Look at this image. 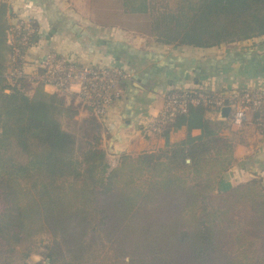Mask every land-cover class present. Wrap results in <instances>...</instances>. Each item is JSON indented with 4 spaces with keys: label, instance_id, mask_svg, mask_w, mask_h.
I'll use <instances>...</instances> for the list:
<instances>
[{
    "label": "trees",
    "instance_id": "16d2710c",
    "mask_svg": "<svg viewBox=\"0 0 264 264\" xmlns=\"http://www.w3.org/2000/svg\"><path fill=\"white\" fill-rule=\"evenodd\" d=\"M136 1L123 7L149 16L158 44L209 48L264 36V0ZM6 13L0 2V195L12 210L0 220L8 245L0 264L38 234L49 238L47 264H264V185L257 177L223 184L233 142L220 133L224 123L205 116L211 106L188 105L165 122L164 147L121 152L108 169L101 125L87 110L89 119H75L74 97L7 79ZM250 48L184 67L197 80L216 76L235 57L262 58ZM63 119L82 122L80 140ZM251 121L264 132V105ZM182 126L185 137L171 143Z\"/></svg>",
    "mask_w": 264,
    "mask_h": 264
},
{
    "label": "crops",
    "instance_id": "0c3cea01",
    "mask_svg": "<svg viewBox=\"0 0 264 264\" xmlns=\"http://www.w3.org/2000/svg\"><path fill=\"white\" fill-rule=\"evenodd\" d=\"M0 2L7 5L8 24L18 18L34 20L38 32L30 50V62H35L48 50H56L82 64L123 63L131 69L133 76L122 83L121 98L109 108L102 121V127L109 134L108 148L113 154L117 151L139 153L164 147L163 137L141 136L140 128L159 112L163 103L162 95L167 91L202 86L223 91L264 86V72L260 74L258 71V67L264 68V36L209 48L158 44L151 33L149 16L127 11L123 7L127 2L125 0H103L106 5H117L111 11L118 15L110 14V17L106 14L108 9L104 17L98 16L99 0ZM136 16L141 18L140 22L133 19ZM248 47L263 55L262 58L249 55L241 60L235 57L216 76L197 80L196 75L184 67L185 60L224 58L232 51ZM43 89L55 92L50 87ZM80 112L88 114L84 109H80ZM205 116L224 123L220 133L229 135L230 139L233 136L235 160L223 174V184L230 187L239 181L257 177L261 178L264 185V132L251 121V112L241 126L232 124L230 113L224 118L218 111L211 110ZM185 128L182 126L172 131L169 141L174 143L183 139ZM192 133L197 134L198 130Z\"/></svg>",
    "mask_w": 264,
    "mask_h": 264
},
{
    "label": "built area",
    "instance_id": "2783aa9c",
    "mask_svg": "<svg viewBox=\"0 0 264 264\" xmlns=\"http://www.w3.org/2000/svg\"><path fill=\"white\" fill-rule=\"evenodd\" d=\"M37 32L30 18H18L8 25L6 40L10 45V65L7 79H25L34 85L50 87L68 98L74 97L82 109L103 121L109 108L121 98L122 83L132 78L131 69L123 63L82 64L56 50H48L35 62H30L28 58ZM162 100L159 112L140 128L141 136L159 135L165 122L177 112L185 111L190 104L211 106L216 111L229 106L232 124L241 126L249 112L264 105V86L228 91L204 86L170 90L162 95Z\"/></svg>",
    "mask_w": 264,
    "mask_h": 264
},
{
    "label": "rangeland",
    "instance_id": "374dc122",
    "mask_svg": "<svg viewBox=\"0 0 264 264\" xmlns=\"http://www.w3.org/2000/svg\"><path fill=\"white\" fill-rule=\"evenodd\" d=\"M101 1V3H100ZM126 4L132 8L135 7V5L137 4L136 0H129L128 2H126ZM137 6V5H136ZM117 7V5L113 6V5H106L103 3V0H99V4L97 5V8H99L100 11H98L99 13V17H104L105 15V10L108 9V12L106 14L109 15V17L111 16L110 14L117 16L118 14L116 12H112L111 9H115ZM141 13V12H139ZM113 18V17H111ZM120 18V15L118 17V20ZM133 19L135 21H139L141 20V18L139 16L133 17ZM117 20V19H116ZM128 20L125 19V23H127ZM92 115H90L91 117ZM89 116L87 117V114H85L84 112H79V114L75 117V119H79V120H83L85 118L89 119ZM88 121V120H87ZM97 122L100 123V129L98 128V132L100 130V143H99V147L103 148L106 152V156H105V160L106 163L108 164V169L110 167H113L115 164H117L118 162V158L120 155V151L117 152H113L111 150H109L108 148V136L109 134H107V130L106 128H103V124L102 121L96 119ZM63 126L65 127V129L72 131L76 137L77 140H80V129L78 128L79 124L81 123H77L75 124L74 122L68 121L66 119H63L62 121ZM238 132V131H237ZM223 135V133H222ZM234 135H236V133H234ZM228 138L229 135H225ZM231 138L233 139V136L231 135ZM162 148V147H161ZM157 150V149H156ZM132 154H136L134 153V151L130 152ZM1 189V188H0ZM2 191V190H0ZM1 194V193H0ZM10 201H8L3 195H0V220L2 217V213L4 212L5 214H7L8 212L11 213V208H10ZM5 219V218H4ZM49 238L46 237L45 234H38L34 237L33 242L30 246H18L15 247V256L12 259L11 264H47V260H46V255L48 253V246H49ZM0 248L1 249H7L8 245L6 243L3 242L1 236H0Z\"/></svg>",
    "mask_w": 264,
    "mask_h": 264
},
{
    "label": "water",
    "instance_id": "95a60500",
    "mask_svg": "<svg viewBox=\"0 0 264 264\" xmlns=\"http://www.w3.org/2000/svg\"><path fill=\"white\" fill-rule=\"evenodd\" d=\"M219 115L223 116L224 118H226L229 113H230V107L229 106H223L219 109ZM164 139V138H163ZM144 140V139H143ZM165 141V140H164Z\"/></svg>",
    "mask_w": 264,
    "mask_h": 264
}]
</instances>
